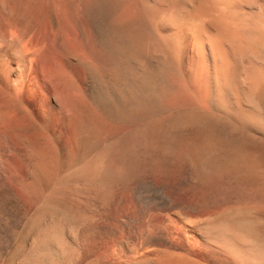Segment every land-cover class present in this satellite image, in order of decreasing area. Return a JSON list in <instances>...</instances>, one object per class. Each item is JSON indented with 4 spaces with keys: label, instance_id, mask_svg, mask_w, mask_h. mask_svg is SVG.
I'll list each match as a JSON object with an SVG mask.
<instances>
[{
    "label": "bare ground",
    "instance_id": "6f19581e",
    "mask_svg": "<svg viewBox=\"0 0 264 264\" xmlns=\"http://www.w3.org/2000/svg\"><path fill=\"white\" fill-rule=\"evenodd\" d=\"M258 220L264 0H0V264H264Z\"/></svg>",
    "mask_w": 264,
    "mask_h": 264
},
{
    "label": "rangeland",
    "instance_id": "374dc122",
    "mask_svg": "<svg viewBox=\"0 0 264 264\" xmlns=\"http://www.w3.org/2000/svg\"><path fill=\"white\" fill-rule=\"evenodd\" d=\"M188 127L189 126L186 127V130H184V132L185 131L190 132L193 129V127H191V126L189 127V129H187ZM238 131H240V132H237V130H236V132L238 134H240V136H243V135H246V137H250V136L253 137L254 136L253 134H251L248 131L245 132L246 130L238 129ZM214 184H215V186H214ZM181 185H183V186H181ZM180 186L185 188V189H188V190L192 189V190H195L197 192H202V193H204V191H206L204 195L202 194L206 200H209L210 202H213V203H218L221 206H223V208H225V209L228 207L234 206L238 202V199H239L238 196L242 193V190L240 191V189L234 184L231 175L226 174V173H224V174L218 173V175H216V173L215 174L214 173H209V174L207 173L206 174V173L200 172L198 169H196L195 167L190 166V165H188L185 169V173H184L183 178L180 182ZM214 193H216V195ZM247 204H249V202ZM226 211L229 212L228 209H226ZM227 212H224V213L227 214ZM256 224H257V227L255 226L257 228L256 232L258 231L257 232L258 235L262 236L260 238H262L264 240V225H262L261 220H258L255 223V225ZM14 248L15 247H13L11 249L8 247L6 249V251L4 252L3 259L4 260L6 259L5 260V261H7L6 263H8L10 261V259L12 258L13 254H14L13 252H15L14 250L16 249V248L15 249Z\"/></svg>",
    "mask_w": 264,
    "mask_h": 264
}]
</instances>
